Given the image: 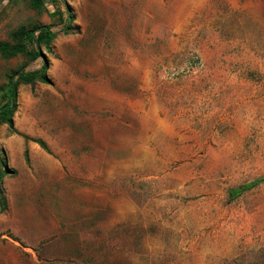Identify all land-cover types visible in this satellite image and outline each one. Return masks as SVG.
Returning <instances> with one entry per match:
<instances>
[{"label":"rangeland","instance_id":"obj_1","mask_svg":"<svg viewBox=\"0 0 264 264\" xmlns=\"http://www.w3.org/2000/svg\"><path fill=\"white\" fill-rule=\"evenodd\" d=\"M31 1L0 0V41L57 34L0 55L51 80L0 124V264H264V183L230 197L264 178V0Z\"/></svg>","mask_w":264,"mask_h":264},{"label":"trees","instance_id":"obj_2","mask_svg":"<svg viewBox=\"0 0 264 264\" xmlns=\"http://www.w3.org/2000/svg\"><path fill=\"white\" fill-rule=\"evenodd\" d=\"M58 0H32L31 6L36 10H42L48 5H53ZM72 17L69 18V21ZM56 33L52 32L49 27H41L33 30H26L25 28H19L13 35L16 44H9L0 41V55L4 59H12L20 54L28 55L31 60L35 61L43 57L41 47L45 46L47 50H50L51 44L56 38ZM49 64L46 60L43 61V66L37 71L15 72L7 78V83L0 86V124H6L10 129H14L13 117L16 112V100L18 96V87L20 84L30 85L35 83H41L45 85L51 84V80L47 76V70ZM13 103V105H12ZM43 149L46 148L44 142L36 141ZM7 171H3L1 168L0 178L6 175ZM261 183H264V178H258L249 184L240 186L230 191V197L236 199L246 191L252 190Z\"/></svg>","mask_w":264,"mask_h":264},{"label":"water","instance_id":"obj_3","mask_svg":"<svg viewBox=\"0 0 264 264\" xmlns=\"http://www.w3.org/2000/svg\"><path fill=\"white\" fill-rule=\"evenodd\" d=\"M12 105H13V103H12Z\"/></svg>","mask_w":264,"mask_h":264}]
</instances>
